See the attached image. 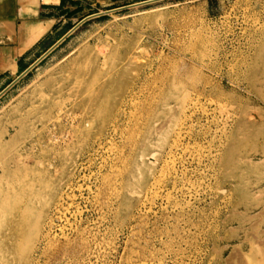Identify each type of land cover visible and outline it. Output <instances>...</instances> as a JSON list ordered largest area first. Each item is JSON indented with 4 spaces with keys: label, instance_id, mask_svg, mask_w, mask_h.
I'll use <instances>...</instances> for the list:
<instances>
[{
    "label": "rangeland",
    "instance_id": "374dc122",
    "mask_svg": "<svg viewBox=\"0 0 264 264\" xmlns=\"http://www.w3.org/2000/svg\"><path fill=\"white\" fill-rule=\"evenodd\" d=\"M146 1L92 14L0 96V173L50 179L10 264H264V0Z\"/></svg>",
    "mask_w": 264,
    "mask_h": 264
},
{
    "label": "crops",
    "instance_id": "0c3cea01",
    "mask_svg": "<svg viewBox=\"0 0 264 264\" xmlns=\"http://www.w3.org/2000/svg\"><path fill=\"white\" fill-rule=\"evenodd\" d=\"M141 1L0 0V93L81 20Z\"/></svg>",
    "mask_w": 264,
    "mask_h": 264
},
{
    "label": "bare ground",
    "instance_id": "6f19581e",
    "mask_svg": "<svg viewBox=\"0 0 264 264\" xmlns=\"http://www.w3.org/2000/svg\"><path fill=\"white\" fill-rule=\"evenodd\" d=\"M80 55L84 57L90 55L91 58L96 57L91 52L90 47L84 48ZM84 57H79L80 60L78 61H82L81 59H85ZM72 69L78 71L77 76L72 75L76 81L78 93L80 92L78 86L83 76L82 73L86 67L76 64ZM43 84L44 83L40 84L38 87L41 88ZM62 84L61 82L58 83V85L61 86ZM10 85L7 88H9ZM58 85L55 86V89L58 88ZM3 92H1L0 95H2ZM99 93H102V87L100 90H90L88 93H85V106L90 113L95 112L97 109H101L99 106L97 108L95 106L93 107L94 102L100 97ZM47 95L46 93H42L40 99L45 101L48 97ZM78 95H80V93ZM34 105L33 103L27 110H32ZM20 122L21 121H18V123ZM80 123L84 126H90V124H92L88 119H82ZM18 133L19 130H17L16 134H10V140L15 142ZM56 137V135H51L50 141H52L53 144L55 143ZM0 140V144L2 145L5 141L4 139L2 140V138ZM25 169L30 170L27 167ZM26 172L27 171L23 172L20 170L19 166H17L13 171L5 170L4 174L0 173V182H6L5 179H7L8 182V185L3 188V191H0V264H10L14 259L23 261L26 253L32 250V244L39 234L40 219L44 216V213L39 210L38 205H46L50 200L47 194L48 192L46 193L50 185L48 183L50 179L47 180L46 183H44V181L38 182L37 188H35L34 182L24 184L23 181L19 179L23 177ZM17 184L18 186H16Z\"/></svg>",
    "mask_w": 264,
    "mask_h": 264
},
{
    "label": "water",
    "instance_id": "95a60500",
    "mask_svg": "<svg viewBox=\"0 0 264 264\" xmlns=\"http://www.w3.org/2000/svg\"><path fill=\"white\" fill-rule=\"evenodd\" d=\"M151 1V0H149ZM149 1H146V2H149ZM135 5V4H133ZM92 15L86 17L85 19L81 20L80 23H78L77 25H75L64 37L62 40L59 41V43H57L53 48H51L45 55H43L42 57H40L39 60H37L33 65H31L24 73H22L21 75H19V77L17 79H15L11 85L13 86L18 80H20L25 74H27L32 68H34L39 62H41L56 46H58L70 33H72L80 24H82L83 22H85L87 19L91 18ZM9 87V88H10ZM5 89V91L3 92V94L9 89ZM1 96V95H0Z\"/></svg>",
    "mask_w": 264,
    "mask_h": 264
}]
</instances>
